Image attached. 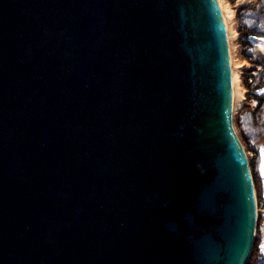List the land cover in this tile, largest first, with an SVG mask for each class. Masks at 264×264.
Wrapping results in <instances>:
<instances>
[{"label":"water","instance_id":"obj_1","mask_svg":"<svg viewBox=\"0 0 264 264\" xmlns=\"http://www.w3.org/2000/svg\"><path fill=\"white\" fill-rule=\"evenodd\" d=\"M234 115L218 0H0V264H249Z\"/></svg>","mask_w":264,"mask_h":264},{"label":"trees","instance_id":"obj_2","mask_svg":"<svg viewBox=\"0 0 264 264\" xmlns=\"http://www.w3.org/2000/svg\"><path fill=\"white\" fill-rule=\"evenodd\" d=\"M234 5L237 0H229ZM236 30L240 34L241 55L250 67L242 78L247 103L235 119L240 139L248 153L258 208L264 209V47L253 39H264V0H255L236 11ZM249 264H264V214L258 216L256 238Z\"/></svg>","mask_w":264,"mask_h":264},{"label":"rangeland","instance_id":"obj_3","mask_svg":"<svg viewBox=\"0 0 264 264\" xmlns=\"http://www.w3.org/2000/svg\"><path fill=\"white\" fill-rule=\"evenodd\" d=\"M254 1L255 0H237V2L234 5H232L229 2V0H227V1H225V3H227V4L229 3V6H228L229 9L233 10L234 13L236 14V11L240 7H242L244 5H250ZM235 30H236V26H235ZM239 38H240V35L238 37L236 36V37H231V38H229V36H228V41H229V45H230L232 70H233V66H234L235 67V71L240 73L239 74L240 77L243 78L245 73H246V71H247V69L250 67V65L248 64V62L241 55V46L239 44ZM256 42H258L260 45H262L264 47V41H256ZM243 61L247 62V64H245L244 66H243ZM237 69L239 71H237ZM242 78H241V80H242ZM242 86H243V84H242ZM233 89H234V87H233ZM242 93H243V95L245 97V93H246V89L245 88L242 90ZM245 100H246V98H245ZM246 103H247V101L245 102V104ZM239 112L235 113V115H234L235 119H236V116L238 115ZM247 154H248L249 159L251 160L253 158V154L248 153V152H247ZM262 158H263V172H264V151L262 153ZM261 214H264V209L263 208H258V216L261 215Z\"/></svg>","mask_w":264,"mask_h":264},{"label":"bare ground","instance_id":"obj_4","mask_svg":"<svg viewBox=\"0 0 264 264\" xmlns=\"http://www.w3.org/2000/svg\"><path fill=\"white\" fill-rule=\"evenodd\" d=\"M220 2L221 8H222V12L224 14V18L226 21V26H227V31H228V36L229 38L231 37H238L240 34L235 30V26H236V14L234 13L233 10L229 9V3H225V1L227 0H218ZM247 64L246 61H243V66ZM237 71H239L237 69ZM240 73L235 71V67L233 66V70H232V75H233V87H234V114L236 112H239L246 100L245 97L242 93V90L244 89L242 86V80L239 75Z\"/></svg>","mask_w":264,"mask_h":264},{"label":"built area","instance_id":"obj_5","mask_svg":"<svg viewBox=\"0 0 264 264\" xmlns=\"http://www.w3.org/2000/svg\"><path fill=\"white\" fill-rule=\"evenodd\" d=\"M253 41H254V42H256V41H264V39H256V38H254ZM256 43H258V42H256ZM258 44H259V43H258ZM259 45H260V44H259ZM261 46H262V45H261Z\"/></svg>","mask_w":264,"mask_h":264}]
</instances>
